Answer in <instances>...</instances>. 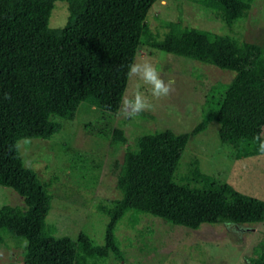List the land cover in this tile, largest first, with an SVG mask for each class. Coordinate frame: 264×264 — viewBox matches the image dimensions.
Returning <instances> with one entry per match:
<instances>
[{"label":"trees","instance_id":"obj_1","mask_svg":"<svg viewBox=\"0 0 264 264\" xmlns=\"http://www.w3.org/2000/svg\"><path fill=\"white\" fill-rule=\"evenodd\" d=\"M157 0H0V187L13 190L22 206L0 207L2 236L22 244V264H81L84 259L120 258L114 229L127 213L196 230L201 225L252 226L264 221V202L217 185L195 170L199 186L176 183L174 173L190 136L208 122L218 125L220 142L235 159L261 155L254 137L264 139V44L238 41L183 26L164 24L155 40L145 18ZM55 2L66 4L62 27L48 28ZM221 23L244 19L252 0H198ZM160 52L233 73L204 95L202 120L190 133L169 130L139 137L114 161L118 198L99 211L106 218L102 245L83 233L56 237L45 223L50 196L36 175L22 166L17 142L49 140L60 129L56 117L71 121L79 104L115 114L140 44ZM7 96V98H5ZM110 144H126L113 129ZM251 264H264V252Z\"/></svg>","mask_w":264,"mask_h":264},{"label":"rangeland","instance_id":"obj_2","mask_svg":"<svg viewBox=\"0 0 264 264\" xmlns=\"http://www.w3.org/2000/svg\"><path fill=\"white\" fill-rule=\"evenodd\" d=\"M66 4L55 2L47 26L62 27ZM181 25L228 35L238 41L264 44V0H252L246 18L231 26L221 23L198 0H157L147 12L145 23L155 40L165 33L164 24ZM133 62H150L165 81H175L174 90L159 100L149 87L128 76L124 96L140 91L154 105L132 119L101 112L79 104L71 121L52 117L60 129L49 140L17 142L22 166L45 185L50 196L45 223L56 237L75 240L83 233L96 245L103 243L106 218L99 207L118 198L112 162H120L125 148L133 149L139 137L169 130L190 133L202 120L204 95L212 85L228 83L233 73L182 57L169 55L140 44ZM122 97V98H123ZM113 129H120L126 144H110ZM218 125L211 121L203 131L190 136L174 173L176 183L199 186L192 173L210 177L217 185H230L240 194L264 202V154L235 159L234 150L219 141ZM22 206L11 189L0 187V207ZM114 236L119 260L84 259L81 264H251L264 252V221L252 226L219 223L196 230L173 226L146 214H125L116 224ZM0 264H22V244L8 236L0 242Z\"/></svg>","mask_w":264,"mask_h":264},{"label":"clouds","instance_id":"obj_3","mask_svg":"<svg viewBox=\"0 0 264 264\" xmlns=\"http://www.w3.org/2000/svg\"><path fill=\"white\" fill-rule=\"evenodd\" d=\"M128 75L136 77L143 85H147L151 96L157 100L169 96L174 90L175 81L171 79L165 81L161 73L150 62L130 63L128 65ZM140 87L141 85L137 84L136 90L130 97L124 96L122 98L117 115L124 119H132L145 111H152L154 109V105L140 91ZM253 139L258 142V151L264 154V139H261L259 135ZM24 142L29 143L30 141L24 138Z\"/></svg>","mask_w":264,"mask_h":264}]
</instances>
